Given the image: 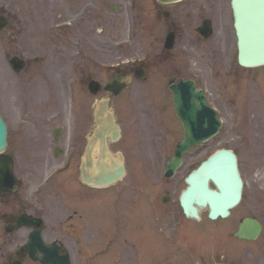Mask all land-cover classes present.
Wrapping results in <instances>:
<instances>
[{
	"label": "flooded vegetation",
	"instance_id": "af4514ba",
	"mask_svg": "<svg viewBox=\"0 0 264 264\" xmlns=\"http://www.w3.org/2000/svg\"><path fill=\"white\" fill-rule=\"evenodd\" d=\"M51 2L70 9L61 14L70 16L69 23L74 18L82 23L79 36L92 37L100 30L111 34L115 28L111 9L116 7L109 0H0V16L7 20L0 37L21 42L46 34ZM49 48L47 40V58ZM96 61L92 51L83 49L76 65L79 84L96 78ZM140 67L143 77L139 81L129 76V71L135 74L136 66L128 64L120 70L128 84L164 89L171 77L174 82L185 78L164 68L153 73L145 64ZM220 69L215 81L210 72L206 75L204 89L222 126L212 138L189 148L172 175L166 174V168L184 138L185 127L166 93L112 100L122 135L110 142V148L120 152L125 175L104 186L82 177L87 146L98 128L93 101L82 104L75 119L53 115L61 117L53 127L52 119L45 124L41 115L21 114L29 120L13 127L15 144L10 152L17 187L13 192L0 189L2 264H44L42 251L31 253V235L39 233L46 250L47 244L57 246L59 255H67L71 264H264V67L243 68L232 60ZM68 149L72 151L69 166L58 172L56 165ZM220 149L237 155L244 183L241 200L227 217L212 219L210 205L198 210L199 218L187 217L181 195L190 185L188 176L201 164L196 157L204 154L206 160ZM93 156L96 171L87 178L98 181L99 151ZM206 167L207 183L220 190L212 177V162ZM189 198L195 200V194ZM257 224L258 234L252 236ZM248 227L252 228L249 232Z\"/></svg>",
	"mask_w": 264,
	"mask_h": 264
},
{
	"label": "rangeland",
	"instance_id": "374dc122",
	"mask_svg": "<svg viewBox=\"0 0 264 264\" xmlns=\"http://www.w3.org/2000/svg\"><path fill=\"white\" fill-rule=\"evenodd\" d=\"M140 1L141 5L136 11L137 19H141L142 30L138 28L137 24L136 33L126 47L119 48L116 44V41L128 38V31L134 28L130 17L131 13L125 12V9L122 18L123 20L125 19V25L121 24V20L116 19V16L120 17V15L115 16L113 14L112 20L115 19V28H113L111 34L108 31L103 33L98 31L90 35L93 37H88L87 39L84 37V47H87V44L95 51L99 61H101V67L103 64L110 65V63L116 62L118 54H122L131 60L134 57H143L146 54L148 58L153 59V62L151 60L148 62V67L153 73L158 69L164 68L162 70L179 73L181 76H195L204 84L208 65L214 64L215 67L220 68V66L224 65V63L220 62H223L222 60L226 53L228 54L229 52L230 56H232L233 47L230 48L228 46L227 50L223 46L224 40L233 45L231 26L229 24L231 19L229 0H183L178 3L159 6L160 13L156 15L153 14L155 0ZM166 9L172 12L169 18L163 15V11ZM139 10L141 12L138 13ZM62 13H70V10L57 6L53 2L47 6V30L49 33H54L53 38L50 40L52 54L49 70H47V58L44 57L42 63H35L33 60L31 68L25 74L17 76L9 65V58L16 51V43L11 41V39L2 42L5 38H0V107L11 123L15 124L18 120L22 123L20 114L28 113L41 115L45 124H48V118L52 119L51 126L53 127L59 125L61 120V117H53V115L70 114V108L75 107L77 99L83 96L85 105L90 104L95 99V95L86 93L87 91L85 93L84 91L81 92V89L77 88L75 82L76 73H74L69 63L63 62L60 58V55L64 57V51L68 54V58H72L70 60H74L77 57L76 37L82 23L79 21V27H74L64 37L63 35L62 37L57 35V32L55 34L56 30L50 32L51 29L60 27L57 26L58 23L70 17L62 16ZM204 18L212 19L215 31L213 36L206 40L200 39L196 31V28ZM170 21L175 22L178 37L176 38L175 48L164 53L161 45L164 43V37L166 36L167 22H169L168 25L173 23ZM44 39L46 44L43 43L45 42ZM46 45L47 33L41 36H28L27 39L19 43L17 48L31 49V47L35 46L37 51L32 54L28 53L30 55L28 57H34L35 55H41L42 57L45 55V50H47ZM161 58H163V61H161ZM41 66H44L43 71H39ZM37 71L39 72L35 74ZM107 74V72H103L100 69L97 76L99 79L104 80ZM33 75L34 78L32 77ZM152 81H155V79ZM71 83H74L76 87V97L75 94L73 96L70 94ZM145 84L139 87L132 85L118 98L120 100L141 96L146 98L151 97L153 92H156V97H160L161 93H163V96L166 93L169 97L167 88L153 89V86ZM74 86L72 87L74 88ZM100 96H108V94L102 91L99 94ZM71 98H75V100L72 101ZM119 102L117 101V103ZM48 128L49 126L44 128L46 133Z\"/></svg>",
	"mask_w": 264,
	"mask_h": 264
},
{
	"label": "water",
	"instance_id": "95a60500",
	"mask_svg": "<svg viewBox=\"0 0 264 264\" xmlns=\"http://www.w3.org/2000/svg\"><path fill=\"white\" fill-rule=\"evenodd\" d=\"M160 1L167 2L175 0ZM232 6L235 16V26L238 34L240 63L246 66L264 64V0H232ZM211 31L212 27L210 21L203 22L202 26L199 28V33L204 37L209 36ZM12 64L15 65L17 69H20L22 66L18 58L13 59ZM107 88L116 89L118 88V85L116 82L111 83L107 86ZM93 90L97 92L99 90V84H94ZM174 92L177 98L180 97L177 95L176 90ZM188 134V140L191 141V144L197 143L206 138L205 136L193 135L191 131ZM6 137V124L0 117V152L6 147ZM188 146L189 144H185L183 149L185 150ZM223 156L226 158L228 157L229 167L227 169L220 168L215 171V179L220 181V184L223 185V189L220 194L212 191L210 202L212 205L213 217H215L218 212L225 215L227 213V208L236 203L240 193L239 191L241 185L240 178L238 177L235 157H232L233 155L227 152L223 153ZM203 171L204 167L202 166L196 171V174L190 176L189 179L192 183H194V185L189 188L184 195H189L193 189H195L196 194L205 196L209 193L206 184L202 181ZM0 176L5 184L13 178L12 162L8 156L0 157ZM234 182L236 183L235 191L231 189ZM197 201L201 204L206 203L205 197H200ZM182 203L185 207L186 213L192 212L190 211V203L187 197L182 200ZM47 264L62 263L51 254L47 256Z\"/></svg>",
	"mask_w": 264,
	"mask_h": 264
}]
</instances>
